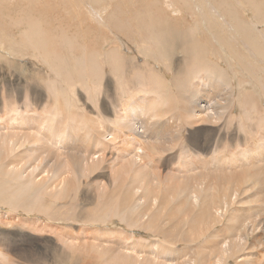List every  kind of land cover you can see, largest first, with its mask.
Returning a JSON list of instances; mask_svg holds the SVG:
<instances>
[{"label": "rangeland", "instance_id": "rangeland-1", "mask_svg": "<svg viewBox=\"0 0 264 264\" xmlns=\"http://www.w3.org/2000/svg\"><path fill=\"white\" fill-rule=\"evenodd\" d=\"M7 1L0 0V117L3 116V120H7L13 109L17 114L25 112V115H35L34 111L44 112L52 105L56 113L68 119L78 117L91 123L87 126L91 128L90 133L93 132L92 124H98L100 132L105 135L115 129L116 115L122 112L124 106L128 108L132 103L145 102L144 98L140 99L143 94L152 95L159 102L161 100V106L167 100L172 109L168 113L170 107L165 109L166 114L161 117L150 116L154 109H147L149 112L142 119L145 123H136L142 126L145 135L141 143V157L135 158L139 160L138 164L133 165L130 160L120 158L121 152L130 148L128 141L123 139L130 132L123 129L116 133L117 140L112 139L96 149L81 132L75 137L73 147L76 149L72 147L69 154L75 156L78 150H83L80 153L83 152L89 159V155L96 151L95 155L99 154L100 158L95 169L83 170L82 160H43L42 165L49 162L50 167L63 163L64 174L55 176L50 173V177L46 178L40 173L30 181L19 176L17 171L12 174L13 171L0 167V259L7 262L9 256L8 262L13 259L17 264H133V260L141 264V260L134 259L137 252L143 253L142 256L147 255L155 264L164 263L163 256L168 255H172L171 259L174 258L177 264H187L191 255L198 256V252H201L206 263L216 264L221 253L220 243L228 238L231 241L236 236L235 240H241V245H238L240 249L225 252L221 264H241L246 260V264H264V166L255 162L254 169L244 171L240 160H237L227 170V164L223 161L243 147H256L264 137V32L260 34L259 41L248 47L242 41L243 33L233 31L235 22L232 20L237 17L238 20H247L252 11L240 7L239 1L244 6L253 1L254 4L259 3L253 13L258 19H255L258 29L264 30V22L259 21L260 17L264 21V0H210L217 11L222 5L229 6L225 25L218 27L217 23L216 26L213 23L214 28L209 27V31L206 28L207 20L220 22L222 18L219 13H209L206 0H180V4L171 7L165 4L163 13L152 12L149 3L154 0H95L97 3L92 2L94 0ZM155 1H159L160 5V0ZM86 3L99 6L103 15L114 13V20H109L111 25H101L88 18L89 9L82 8ZM186 8L190 11L194 8L200 15L201 23L196 25L192 36L206 46L205 51L188 50L183 46V40L171 43L172 40L165 36L179 34V30L171 28L173 24L148 26L152 22H163L167 17L178 18L179 23H183L181 30L189 29L196 22H193L195 16ZM27 16L40 22L38 26L41 30H38L44 33L40 36L45 41L44 45H22L21 32L27 27ZM127 20L130 25L127 22L126 29L117 28L120 23L126 24ZM209 21L210 26L212 23ZM89 24L90 30L85 28ZM117 33L120 39L125 38L126 41V47L120 50L114 35ZM91 35H99L100 38L95 43V40L91 41ZM221 40H227L231 49L240 50L247 59L251 53V63L246 58L238 61L234 57L236 53L230 52L228 57ZM81 46L85 48L81 49ZM94 46L99 50L92 53L95 54L96 63H90L87 70L88 53L91 51L88 49ZM257 47L262 52L254 55L253 50ZM197 56L214 62L218 70L224 68L223 73L227 78L223 75L221 78L212 71H202L199 76H191V81L197 85L196 90L187 91L178 77L188 70L189 63ZM150 68L154 76L164 83L148 94L142 90L149 89V85L143 83L151 74ZM94 71L95 75L91 73ZM212 78L225 84L226 90H232L226 94V102L218 94H213L215 80ZM177 82L181 84L178 88L173 84ZM200 83L204 86L201 87ZM203 99L213 109L215 117L205 118L206 110L196 111L195 115L199 113L201 116L194 117L192 124L186 123L182 117L185 110L180 106V101L183 104L197 102V105L201 103L203 106L206 105L200 102ZM218 100L220 104L213 103ZM99 118L105 123L101 124ZM19 128L27 126L16 128L22 131ZM154 132H157L156 135ZM82 143L85 144L81 146ZM29 145L31 143L21 144L17 151ZM261 148L264 149V144ZM64 149L67 150L66 147ZM263 149H260V154ZM259 157L255 155L253 160L263 158ZM66 162L71 164L65 165ZM20 163L24 167V161ZM75 163L81 166L77 164L74 167ZM237 164L241 168L237 169ZM139 167L143 175L138 176L139 182L146 186L148 195H153L149 196L147 204L136 207L138 201L142 200L138 197L142 196L143 188L137 187L134 194V189L129 185L137 177ZM169 173L174 175L169 176ZM234 174L239 175L232 179ZM245 180L247 182L244 183ZM67 182L70 183L68 189L65 188ZM118 186H122V189ZM191 188L198 190L203 200L207 197L214 202L224 201L222 198L237 188L238 195L232 209L240 216L234 221V231L228 226L229 212L208 224L203 220L205 224L199 226L194 214L199 212L201 203L194 204L195 207L190 200H187L189 207L182 203L191 196ZM211 197H215L214 200ZM256 238L259 239L255 241ZM130 244L134 247L129 250L135 253L131 259L124 257L131 261L127 263L121 260L120 254L128 251ZM170 245L174 252L170 250Z\"/></svg>", "mask_w": 264, "mask_h": 264}, {"label": "bare ground", "instance_id": "bare-ground-1", "mask_svg": "<svg viewBox=\"0 0 264 264\" xmlns=\"http://www.w3.org/2000/svg\"><path fill=\"white\" fill-rule=\"evenodd\" d=\"M7 1V0H6ZM32 1V0H31ZM155 1V0H154ZM154 1L153 2H150L149 3V6L151 5L152 7V12H155V13H159V12H164V5L167 4V7H171V6H174L175 4H180V0H160V5H159V1H155V5L154 4ZM184 1V0H183ZM259 1V0H258ZM262 1V0H261ZM10 3V1H7ZM12 2V1H11ZM92 2H96L95 0L92 1ZM187 2V1H186ZM208 2V4H207ZM224 2V1H223ZM256 2V1H255ZM66 3V1H65ZM97 3V2H96ZM263 3V2H262ZM11 4V3H10ZM81 4V3H80ZM206 4L208 6V10H209V13L213 12V13H219V15L221 16V20H219L220 22H216L215 19L212 20V21H209L207 20L206 24V28L208 29L209 27L210 28H214V26H217L218 27H221V26H224V22L226 21V12L228 11V6L229 5H222L220 10L217 11L215 9V5H211L210 4V0H206ZM238 4V3H237ZM259 3H256L254 4L253 1H251V3L249 5H246L244 6L243 5V2L242 1H239V6L240 7H247L249 10L252 11V15L245 21L241 20L239 18L238 20V17L237 18H233L232 20L235 22V26L233 27V31H237V30H240L242 33H243V42L246 46L249 47V45H253L254 43H256V41H259L258 38L260 37V34L262 32H264V30H260L258 29V22L255 21V18L254 17V9H257L256 7H258ZM157 5V6H156ZM219 5V4H218ZM262 5V4H260ZM27 6H29L27 4ZM156 6V8H154ZM99 6L95 5V4H92V3H86L84 5H82V8L83 9H89L90 13H89V16L88 18H91L93 22L95 23H101L104 24H110L111 25V22L109 21L110 19L114 20L115 16L113 15L114 13H109V15H103L100 11V7L98 8ZM189 7V6H188ZM210 7V9H209ZM102 8V7H101ZM187 9V8H186ZM219 9V7H218ZM259 9V8H258ZM114 10V9H113ZM112 10V11H113ZM191 14L192 16L194 15L195 18L193 19V22H196L194 25L190 26L189 29H186V30H181L180 29V25H182L183 23H179V19L178 18H175V19H170V18H167L165 17L163 22H159L157 21L158 23H154L152 24L153 20H151V24L148 25V26H166V25H170V24H173L174 26H172L171 28L174 29V30H179L178 31V35H170V36H165L167 37V39L169 40H172L171 43H174V41H177V40H183V46L185 48H187L188 50H193V49H196L198 50L199 52L201 51H205L206 49V46H204L202 44V42H199L196 37L192 36L193 33H195V30H196V25L198 23H201V20H200V15L197 14L196 9L192 8V10L190 11L189 9H187ZM260 11V10H259ZM262 12V11H261ZM142 13V12H141ZM140 13V14H141ZM258 13V12H257ZM147 14V13H146ZM154 14V13H153ZM214 14V15H215ZM231 14V12H230ZM144 14H142L143 16ZM155 15V14H154ZM147 16V15H146ZM212 16V15H211ZM257 17V15H255ZM260 17V16H259ZM149 15H148V19H149ZM16 19V18H15ZM26 19V22H27V27L24 28L22 30V39L20 40L22 45H26V46H29V47H32V46H42L44 45L45 41L40 37L42 36L43 34L41 33V29L39 28L38 23L35 19H33L32 17L30 16H27ZM146 19V18H145ZM160 19V17H159ZM158 19V20H159ZM147 20V19H146ZM258 20V19H257ZM25 21V20H24ZM118 21V20H117ZM120 21V20H119ZM155 21V22H156ZM208 21L211 22L212 24L209 26L208 24ZM259 21L261 22H264L263 19H259ZM23 22V21H22ZM127 22L129 23V20L126 21V24L124 23H120L118 25L117 28L121 27V28H125L128 27L127 26ZM94 23V24H95ZM116 22H114L115 24ZM119 23V22H118ZM116 23V24H118ZM148 23V22H147ZM170 23V24H168ZM213 23H217L215 24L214 26ZM93 24V23H92ZM203 24V23H202ZM130 25V23L128 24ZM221 25V26H220ZM90 26L87 25L85 28L86 29H89L88 27ZM40 29V30H38ZM90 30V29H89ZM226 30V29H225ZM209 31V29H208ZM220 31V29H219ZM218 31V32H219ZM224 31V30H223ZM114 32V31H113ZM112 32V34H113ZM217 32V33H218ZM89 33V32H88ZM216 33V32H215ZM216 33V34H217ZM220 33V32H219ZM227 33V32H226ZM116 39L118 40L119 42V46H118V50H120L122 47H126L124 44H126V41H125V38L124 39H120L119 36H118V33L117 34H114ZM222 35V34H221ZM220 35V37H221ZM225 35V34H224ZM233 35V34H232ZM227 37H228V34H227ZM226 37V38H227ZM246 37L248 39H246ZM45 38V37H44ZM90 38V37H89ZM100 38V36L98 35H91V41H94L96 43V40ZM225 38V39H226ZM13 39V38H12ZM111 39V38H110ZM223 39V38H222ZM99 40V39H98ZM104 40V39H103ZM120 40H122L120 42ZM90 41V39H89ZM128 41V40H127ZM220 42V40H218ZM47 42V41H46ZM69 42L71 43V45L73 44V42L71 40H69ZM221 42L225 45L227 51H225L227 53V56L229 57L230 55V52L231 54L233 53H236L237 55L234 56L238 61H241L240 59L241 58H246V56L242 53V52H239L240 50H234V49H231V46L227 45V40H221ZM105 43V42H104ZM145 43V42H143ZM191 43V44H189ZM19 44V43H17ZM205 44V43H204ZM229 44H230V41H229ZM74 45V44H73ZM231 45V44H230ZM264 45V44H263ZM3 46V45H2ZM130 46V45H129ZM76 47H78V44H76ZM85 48V46H81V49ZM116 47V46H115ZM120 47V48H119ZM131 47V46H130ZM117 49V48H115ZM231 49V51H230ZM1 50V49H0ZM91 50V51H90ZM112 50H114L112 48ZM112 50H108V51H111V53L113 52ZM247 50V49H246ZM264 50V49H263ZM88 51H90L88 53V65H87V70L90 68V63L92 64H95L96 63V57H95V54H92L96 51L99 52V50L96 48V46H94L92 49L90 47V49H88ZM94 51V52H93ZM261 49H259L257 47V49H254L253 50V53L254 55H258L260 53ZM115 52H118L117 50H115ZM262 52V51H261ZM264 52V51H263ZM108 53V52H107ZM110 53V52H109ZM114 54V52H113ZM251 54V53H250ZM248 56V59L246 58L245 60L248 61L249 63H251V57L252 55ZM110 55V54H109ZM103 56V55H102ZM111 56V55H110ZM122 56V55H121ZM104 57V56H103ZM102 57V58H103ZM108 57V56H107ZM115 59V56H111ZM263 57V56H262ZM105 59V58H104ZM257 59V58H256ZM262 59V58H261ZM102 60V59H101ZM106 60V59H105ZM108 60V59H107ZM208 60H203L201 59L200 56H197L196 59L192 62L189 63V67H188V70L185 72V73H181L178 77V81L180 82L182 80V84H184L185 88L187 89V91H195L196 88H197V85L195 84V82H192L191 81V76L192 75H201L202 71H212L214 72V74H218L221 78L223 75L225 77V74L223 73L224 68H221L220 70L217 69V66H215V63L210 61V62H207ZM97 65V64H96ZM243 65V64H242ZM246 66V65H245ZM99 67V65H98ZM248 67V66H247ZM246 67V68H247ZM85 68V67H84ZM205 69V70H204ZM100 72V70H98ZM150 71H151V74L147 76V81L145 80V83L143 84H148L149 85V89H146V90H142L140 87L139 89L144 91L145 93H153L154 92V89L158 87H162L163 83L161 80H159L158 77H155L154 76V71L150 68ZM227 72V71H226ZM93 75H95V71L94 72H91ZM90 73V74H91ZM227 75V73H226ZM216 76V75H215ZM254 76V74H253ZM100 77V76H99ZM256 77V76H255ZM227 78V77H225ZM230 78V77H229ZM204 79V78H203ZM214 79V78H212ZM257 79V78H256ZM194 80V79H193ZM211 80V79H210ZM215 80V79H214ZM218 80V79H217ZM220 80V78H219ZM224 80V78H223ZM259 80V79H258ZM174 82V81H172ZM206 82V81H205ZM205 82H203L205 84ZM214 82V81H212ZM211 83V82H210ZM241 80L239 81V85H241ZM167 84V83H166ZM165 84V85H166ZM175 87H177L179 84L178 82L175 84ZM204 84L200 83L199 85H203ZM181 85V84H180ZM179 85V86H180ZM199 86V87H200ZM211 86H212V83H211ZM215 89H214V95H217L220 96L221 99H223L225 102L227 100L226 98V94H229L232 92V90H228L230 92H228L226 90V86L225 84L221 83L220 82H217L215 80ZM97 86H95L96 88ZM202 87V86H201ZM178 88V87H177ZM184 88V89H185ZM181 89V88H180ZM178 90V89H177ZM203 90V89H201ZM213 90V88H212ZM237 91V89H236ZM143 92V93H144ZM212 92V91H211ZM181 93V91L179 92ZM125 95V93H123ZM167 95V91L165 93ZM165 95V96H166ZM209 95V94H208ZM156 97V96H155ZM164 97V96H163ZM167 97V96H166ZM186 97V96H185ZM145 99V102H141V103H132L128 108H124L122 109V112L120 111L119 113H117L116 115V118L118 119L117 120V125L115 127L114 130L110 131L109 133L107 134H103V132H100V129H99V125L97 124L94 125L92 124V127H93V132L90 133L89 131V128L90 127H87L89 126L90 124L85 122V120H80L78 117H73V118H69L64 116V115H60L58 113H56L53 109H54V106L50 105L49 110L47 111H44V112H39V111H34L33 114L35 115H30L28 113V115H25V112L24 113H19L17 114L15 109H13L11 111V113L9 114L7 120H3V116L0 117V167L1 169H5V170H8V171H17V173H19V176H23L25 178H27L28 180L32 181L38 174H42L44 175V177L46 178H49L50 177V173L51 174H54L55 176H62V170L64 168L63 166V163L62 165L60 164H57L55 167L54 166H49V162L48 164L46 165H42L43 163V160H69L71 162V160H82L83 161V170L86 168V169H92V168H96V165H97V162L100 158V155H95V152L92 153V155H89L90 158L88 159L87 156H85V154H82L80 153L81 151L83 150H77L79 151L78 152V155H75L73 156V154H69V151L70 149L75 145L74 143V140H75V137H77L78 133L81 132L82 136L84 137V139L86 140L87 138L88 141L90 140L91 142V146L94 147L95 149L97 147H100L102 144H104L105 142H111L112 139H115L117 140L118 136L116 135V133L118 131H121L123 129H126L127 132H130V133H126L124 135V138L125 140L128 141L129 145H130V148L126 149L125 152H121L120 148H117V149H120L119 151L121 152V156L120 158H122V160H130L131 164H138L139 160H136L135 158L139 159L141 157V154H142V149H141V143L143 142L142 140L145 138V135H144V130L142 128L141 125H137L136 123H145L144 121H142V119H144V115H146L147 112H149L148 110H151L154 109L156 111H152V114L150 116H159L161 117L162 114L165 113V109L169 108L167 110L166 113L169 112V110L171 111V104L169 102H167V100L165 101V105H162L160 104L159 100H157L156 98H153L152 95H144L141 96L140 99ZM161 98V97H160ZM121 99V98H120ZM143 99V100H144ZM167 99V98H166ZM186 99V98H185ZM228 99H229V96H228ZM236 99V98H235ZM238 99V98H237ZM190 100V99H189ZM209 100V99H207ZM164 101V100H163ZM134 102V101H133ZM200 102H203L204 104L206 105H203L201 106V103H199L197 105V102L191 104V102L189 104L187 103H184L182 101H180V106L185 110L182 114V117L183 119L185 120L186 123H189V124H192L193 120L195 119L194 117H198V116H201V114L197 113L195 115V112H201L202 110H206L205 113H204V117H215V113L213 111V109L211 108V106H209L207 103H205V100H201ZM207 102V101H206ZM131 103V102H130ZM162 103V102H161ZM215 104L219 103V100L217 102H213ZM163 104V103H162ZM215 104L213 106H215ZM220 104V103H219ZM179 106V108H181ZM195 106H197L196 108H194ZM27 108V107H26ZM200 108V109H199ZM214 108V107H213ZM148 109V110H147ZM105 110V109H104ZM158 111V113H157ZM165 113V114H166ZM148 114V113H147ZM34 116V117H33ZM97 116V115H96ZM115 118V119H116ZM202 118V117H201ZM89 120V119H88ZM87 120V121H88ZM90 121V120H89ZM99 121L102 123H105V121L102 119V118H99ZM108 121V120H107ZM114 121V120H113ZM115 122V121H114ZM116 123V122H115ZM152 123V122H151ZM27 126V128H19V129H23L22 131L20 130H17L16 128L17 127H21V126ZM145 125V124H144ZM147 125V124H146ZM150 125V124H149ZM112 126V125H111ZM110 127V126H109ZM135 127V128H134ZM155 127V126H154ZM263 128V127H262ZM91 129V128H90ZM146 130V129H145ZM154 131V130H153ZM146 133V132H145ZM155 133V132H154ZM157 133V132H156ZM155 133V135H156ZM259 133V132H258ZM123 134V133H122ZM257 135V134H256ZM260 135V134H259ZM159 136V134H158ZM264 136V135H262ZM120 137V136H119ZM261 141L259 142V145H257L256 147H250V148H245L243 147L242 149H240L239 151H236L235 153L233 152L232 153V156L229 158H226V160H223L225 162V164H227L226 166V169L228 170L230 168V166L232 164H235L237 162V160L239 161L240 160V163H241V167L243 166L242 170L244 171H248V170H252L254 169V163L255 162H259L261 165L260 166H264V151L260 154V149L262 150L263 148H261L264 144V137L262 139H260ZM72 141V142H70ZM79 141V140H78ZM76 142V141H75ZM126 142V141H125ZM25 143H28L31 145H29L28 147L25 146L26 148H24L22 151L19 150L17 151V149H20L21 147V144H25ZM119 143V142H118ZM127 143V142H126ZM146 143V142H145ZM85 143H82L81 146H83ZM113 144V143H112ZM78 145V144H77ZM80 145V144H79ZM78 145V146H79ZM107 145V144H106ZM256 145V144H255ZM103 146V145H102ZM101 146V147H102ZM120 146H123L120 144ZM143 146V145H142ZM64 147L67 148L64 149ZM87 147V146H86ZM118 147V146H117ZM76 149V147H73ZM89 148V147H88ZM123 148V147H122ZM102 149V148H101ZM144 149V148H143ZM105 150V149H104ZM145 150V149H144ZM148 150V149H147ZM264 150V149H263ZM118 151V153H119ZM70 153H72L70 151ZM148 153V152H147ZM117 154V153H116ZM119 155V154H118ZM255 155L257 156H260V157H263L262 159H257L255 161V159L253 160V158L255 157ZM103 157V156H101ZM259 157V158H260ZM106 158V157H105ZM96 159V160H95ZM98 159V160H97ZM103 159V158H102ZM101 159V160H102ZM228 159V160H227ZM116 160V159H115ZM121 160V161H122ZM141 160V159H140ZM24 161L23 166H21V163ZM68 162V164L70 163ZM130 162H128L130 164ZM138 162V163H137ZM73 163V162H72ZM191 163V162H190ZM67 164V162L65 163V165ZM67 164V165H68ZM71 164V163H70ZM76 165L74 167L78 166L80 167L81 164L80 163H75ZM263 164V165H262ZM132 165V166H133ZM159 165V164H158ZM202 165V164H201ZM238 165V164H237ZM71 166V165H70ZM69 166V167H70ZM120 166V165H119ZM136 166V165H135ZM140 166V165H138ZM208 166V165H207ZM67 167V166H66ZM125 167V166H124ZM213 167V166H212ZM237 169L238 168H241L238 166H236ZM235 167V168H236ZM71 168V167H70ZM69 168V169H70ZM78 168V167H77ZM112 168V167H111ZM121 168V167H120ZM137 168V167H136ZM104 169V168H103ZM126 169V168H125ZM128 169V168H127ZM132 169V168H131ZM130 169V170H131ZM206 169V168H205ZM27 170H29L27 172ZM179 170V169H178ZM214 170V169H213ZM70 171V170H69ZM124 171V170H123ZM127 171V170H126ZM132 171V170H131ZM136 171V170H134ZM187 171V170H186ZM241 171L238 170V172ZM7 172V171H6ZM12 174H15L16 172H14ZM26 172V173H25ZM233 172V171H232ZM236 172V173H238ZM1 173V172H0ZM25 173V174H24ZM86 173V172H85ZM125 173V171H124ZM127 173V172H126ZM137 177L132 179L130 182L131 184L129 185L132 189H134V194H135V189L138 187V188H143L142 190V196L138 197V199H142L140 201H138V203L136 204L137 206L136 207H141L142 204H147L149 201H148V198L149 196L153 195V194H150L148 195V192L145 190L147 189L146 186H144L143 184H141L139 182L140 178L138 176H143L141 173H142V168L139 167L137 169ZM8 174V173H7ZM24 174V175H23ZM74 174V173H73ZM128 174V173H127ZM144 174V172H143ZM70 175H71V172H70ZM116 175V173H115ZM170 175H174V173H169V176ZM239 175V174H238ZM238 175L234 174L232 179L234 178H237ZM242 176L244 174H241ZM75 176V174H74ZM235 176V177H234ZM24 178V179H25ZM46 178H43V180H46ZM133 178V177H132ZM139 178V179H138ZM26 179V180H27ZM231 179V178H230ZM65 180V179H64ZM76 180V179H75ZM144 180V179H143ZM142 180V181H143ZM239 180V179H238ZM248 180V178H247ZM29 181V182H30ZM67 181V180H66ZM122 181V180H121ZM120 181V182H121ZM237 181V180H236ZM235 181V182H236ZM19 182V181H18ZM17 182V183H18ZM124 182V181H123ZM247 182L246 180L244 181V183ZM2 183V182H1ZM28 183V182H27ZM34 185V183H32ZM166 184V183H165ZM239 184V183H237ZM252 185H254V183L251 182ZM120 185V184H119ZM159 185V184H157ZM240 185V184H239ZM124 186V185H122ZM121 186V187H122ZM128 186V185H127ZM170 186V185H169ZM70 187V183L67 182L66 184V187L65 188H69ZM118 186V188H121ZM114 188V187H113ZM168 188V186H167ZM195 188V187H193ZM191 188V196L187 197L185 200H182V203L185 204L186 206L189 207V204H188V201L187 200H190L192 206H195L200 204L201 203V208L199 209V212H196L194 215L195 217V220L199 222V226H203L201 224H205L203 222V220L208 224L210 222H212L214 219L218 220V219H221L223 217V215L226 213V212H229V220H230V224L228 225L229 228L234 231L233 227H234V221H236L238 219V216H240L238 214L237 211H235L234 209H232V204L233 202L235 201V197L236 195H238V189L239 187L237 188H234V190L231 192V194L228 196H226L225 198H222L224 201H217V202H214V201H209V199L206 197L204 198V200L202 199L201 194H199V191L198 190H195ZM198 189V187H196ZM38 189V188H37ZM65 189V190H67ZM117 189V188H116ZM122 189V188H121ZM119 190V189H118ZM149 190V189H148ZM152 190V189H151ZM18 191V190H17ZM155 191V190H154ZM150 192V191H149ZM201 193V192H200ZM5 195V194H4ZM224 195V194H223ZM33 197V196H32ZM8 198V196H7ZM215 198V197H214ZM214 198L211 197L212 200H214ZM217 198V197H216ZM137 200V199H136ZM1 202V201H0ZM218 205V206H215V205ZM28 205V204H27ZM194 206V207H195ZM193 207V209H194ZM136 209V208H134ZM145 210V209H144ZM148 210V209H147ZM126 212H127V209H126ZM204 212V214H203ZM142 213V212H141ZM198 213V214H197ZM193 217V218H194ZM213 219V220H212ZM194 220V221H195ZM251 223V222H250ZM206 224V225H207ZM212 224V223H211ZM256 221L254 223V226L256 227ZM248 225V224H247ZM42 226V225H41ZM47 227V226H46ZM45 227V228H46ZM143 227V226H142ZM200 228V227H199ZM238 231V229H237ZM264 231V229H263ZM232 233V232H231ZM239 233V232H238ZM241 233V231H240ZM119 234V233H118ZM230 234V232H229ZM263 234V233H262ZM66 235V234H65ZM225 235V234H224ZM234 235H235V232H234ZM227 236V235H225ZM233 237V235H231ZM167 237V236H166ZM226 238V237H225ZM75 239V238H73ZM229 239V238H228ZM228 239H224L220 244V252L219 255L220 257L218 258L217 257V260H216V264H221L222 262V258L226 255L225 252H232L234 250H237L240 249L238 247V245L240 246L241 244H239L241 240H235L236 239V236L234 238H232L231 241H228ZM259 238H256L255 241H257ZM72 240V239H71ZM67 241H69L67 239ZM73 242V241H72ZM133 243V242H132ZM245 243H242V245H244ZM134 245L133 244H130L128 245L127 250H125L124 252H122L120 254V257L122 258L121 260L127 262V263H130L131 261L130 260H125L124 257L128 258V259H131V255L134 254L132 251H130L129 249L133 248ZM200 248V247H198ZM219 249V248H218ZM143 250V249H142ZM170 250L172 252H174V249H173V246L170 245ZM118 251V250H117ZM172 252H170L172 254ZM118 253V252H117ZM200 255H196L195 254L192 256L191 255V258H187L188 259V263L187 264H208L204 261L202 255H201V252H198ZM143 254V253H142ZM142 254H138L137 252L135 253V257L134 259H139L141 260V264H155L153 263L152 259H149L148 256L146 255H143ZM187 255V254H186ZM171 256L172 255H168V256H163L164 257V263H161V264H177L175 263L174 258L171 259ZM190 256V255H189ZM9 257V256H8ZM7 257V259H8ZM184 257V255H183ZM182 257V258H183ZM185 258V257H184ZM183 258V260H184ZM2 259V258H1ZM0 259V264H17L16 261H14L13 259H9V262L8 260L6 259L7 262H5V260H1ZM150 260V261H145V260ZM18 260V259H17ZM180 260V259H179ZM183 260H180V261H183ZM241 260V259H240ZM118 261V260H117ZM116 261V262H117ZM186 261V260H185ZM211 261V260H210ZM248 261V260H246ZM241 262V264H246L247 262ZM20 262V261H19ZM136 262V263H135ZM179 263V262H178ZM132 264V262L130 263ZM133 264H137V260H133ZM183 264H186L183 263ZM248 264H251V263H248Z\"/></svg>", "mask_w": 264, "mask_h": 264}]
</instances>
